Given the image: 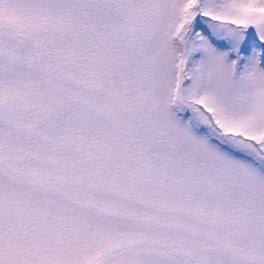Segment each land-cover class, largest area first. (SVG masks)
Listing matches in <instances>:
<instances>
[{
	"label": "snow or ice",
	"instance_id": "snow-or-ice-1",
	"mask_svg": "<svg viewBox=\"0 0 264 264\" xmlns=\"http://www.w3.org/2000/svg\"><path fill=\"white\" fill-rule=\"evenodd\" d=\"M0 264H264V0H0Z\"/></svg>",
	"mask_w": 264,
	"mask_h": 264
}]
</instances>
